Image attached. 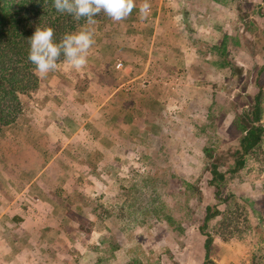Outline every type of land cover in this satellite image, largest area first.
I'll return each instance as SVG.
<instances>
[{
  "label": "crops",
  "instance_id": "1",
  "mask_svg": "<svg viewBox=\"0 0 264 264\" xmlns=\"http://www.w3.org/2000/svg\"><path fill=\"white\" fill-rule=\"evenodd\" d=\"M142 2L123 21L91 26L86 67L77 72L63 62L41 78L57 99L29 105L18 130L0 139V264H45L47 251L58 256L51 243L70 241V230L81 238L93 204L105 203L133 163L129 153H152L174 130L177 114L164 116L174 108L169 101L205 89L200 69L209 58L198 47L211 41L213 4L223 10V0H148L143 21Z\"/></svg>",
  "mask_w": 264,
  "mask_h": 264
},
{
  "label": "rangeland",
  "instance_id": "2",
  "mask_svg": "<svg viewBox=\"0 0 264 264\" xmlns=\"http://www.w3.org/2000/svg\"><path fill=\"white\" fill-rule=\"evenodd\" d=\"M223 4V10L213 4L212 39L198 47L209 58L208 66L200 69L206 77L200 86L205 89L200 94L191 92L193 100L181 99L182 92L178 103L169 101L174 108L164 116L172 121V113L177 115L175 125H170L174 130L164 134V145L147 155L129 153L133 163L125 167V177L114 180L116 186L101 205L104 208L93 204L92 216L79 225L81 238H74L70 230V241L51 243L58 248V258L47 251L45 264H203L205 237L198 226L206 206L221 212L208 225L213 237L211 261L264 264V138L245 168L227 176L221 201L215 199L206 171L211 160L205 149L220 172L231 168L240 138L232 122L247 108L258 86L263 94L264 127V0H223ZM224 38V57L244 70L240 84L229 93L221 90L227 71L217 68L216 62L222 60L212 50ZM48 87L39 84L27 108H40L35 102L49 95ZM52 98L57 99L56 95ZM204 98L205 105L200 106ZM28 243L19 240L16 244Z\"/></svg>",
  "mask_w": 264,
  "mask_h": 264
},
{
  "label": "trees",
  "instance_id": "3",
  "mask_svg": "<svg viewBox=\"0 0 264 264\" xmlns=\"http://www.w3.org/2000/svg\"><path fill=\"white\" fill-rule=\"evenodd\" d=\"M52 4L53 0H0V139L6 133L14 134L18 130L22 116L27 110L26 103L39 88L38 75L34 72V65L28 60L30 50L28 40L36 28L52 27L54 39L59 42L64 34L78 31L85 25L83 19L75 21L69 15L57 13ZM106 17L101 13L95 19L99 22ZM226 40L227 38H224L220 46H214L212 50L216 51L222 60L216 62L217 68L227 71L223 77L221 90L229 93L240 84L244 70L237 63L224 57ZM63 62L64 58L61 56L58 65ZM248 99L247 108L238 112L232 122V127L240 133V138L237 149L232 154L231 168L226 172H220L218 164L212 161L210 150H204L206 157L211 160L207 163L206 171L210 177L208 183L213 187L217 201H221V189L227 176L237 174L245 168L247 159L256 155V151H260L264 138V127L261 123L263 94L260 86L257 93ZM103 208L98 207L100 210ZM220 215L221 212L215 206H206L200 215L198 231L205 237L203 264H214L210 259L213 237L208 232V225ZM98 218L101 219V216Z\"/></svg>",
  "mask_w": 264,
  "mask_h": 264
},
{
  "label": "clouds",
  "instance_id": "4",
  "mask_svg": "<svg viewBox=\"0 0 264 264\" xmlns=\"http://www.w3.org/2000/svg\"><path fill=\"white\" fill-rule=\"evenodd\" d=\"M52 7L57 13L69 15L75 21L83 19L85 25L78 31L64 34L59 42L54 39L52 27L36 28L28 40V60L41 78L58 69L61 56L71 69L82 71L95 44L94 29L91 27L98 23L95 17L103 13L112 21H123L132 14L136 3L135 0H53ZM150 9L148 0H143L139 6V19L146 20Z\"/></svg>",
  "mask_w": 264,
  "mask_h": 264
},
{
  "label": "built area",
  "instance_id": "5",
  "mask_svg": "<svg viewBox=\"0 0 264 264\" xmlns=\"http://www.w3.org/2000/svg\"><path fill=\"white\" fill-rule=\"evenodd\" d=\"M122 67V64L121 63H118L117 65H116V68H121Z\"/></svg>",
  "mask_w": 264,
  "mask_h": 264
}]
</instances>
